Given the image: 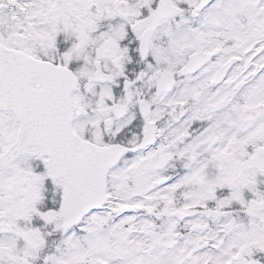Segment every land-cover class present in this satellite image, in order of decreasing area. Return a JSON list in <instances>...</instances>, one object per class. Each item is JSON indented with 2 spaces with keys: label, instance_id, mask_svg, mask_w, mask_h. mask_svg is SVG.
<instances>
[{
  "label": "snow or ice",
  "instance_id": "6c2138e0",
  "mask_svg": "<svg viewBox=\"0 0 264 264\" xmlns=\"http://www.w3.org/2000/svg\"><path fill=\"white\" fill-rule=\"evenodd\" d=\"M0 264H264V0H0Z\"/></svg>",
  "mask_w": 264,
  "mask_h": 264
}]
</instances>
